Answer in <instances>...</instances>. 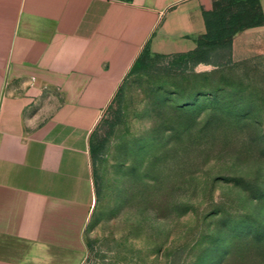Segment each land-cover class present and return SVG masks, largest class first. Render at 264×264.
I'll list each match as a JSON object with an SVG mask.
<instances>
[{"label":"crops","instance_id":"1","mask_svg":"<svg viewBox=\"0 0 264 264\" xmlns=\"http://www.w3.org/2000/svg\"><path fill=\"white\" fill-rule=\"evenodd\" d=\"M213 2L0 0V264H82L93 130L144 46L192 50ZM263 53L264 22L232 39V61Z\"/></svg>","mask_w":264,"mask_h":264},{"label":"rangeland","instance_id":"2","mask_svg":"<svg viewBox=\"0 0 264 264\" xmlns=\"http://www.w3.org/2000/svg\"><path fill=\"white\" fill-rule=\"evenodd\" d=\"M129 72L92 138L82 264H264V53Z\"/></svg>","mask_w":264,"mask_h":264},{"label":"trees","instance_id":"3","mask_svg":"<svg viewBox=\"0 0 264 264\" xmlns=\"http://www.w3.org/2000/svg\"><path fill=\"white\" fill-rule=\"evenodd\" d=\"M202 14L205 32L195 36L196 45L192 50L161 54L151 51L146 44L129 72L150 69L153 66L154 55L172 57V64L180 68H188L200 63L219 66L232 62L231 49L234 36L264 22L259 0H214L213 7L204 10ZM90 150L94 158L100 153V146L93 138L90 142Z\"/></svg>","mask_w":264,"mask_h":264}]
</instances>
